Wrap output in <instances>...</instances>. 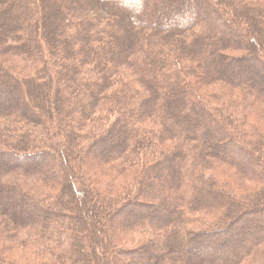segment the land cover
Masks as SVG:
<instances>
[{
    "label": "trees",
    "instance_id": "trees-1",
    "mask_svg": "<svg viewBox=\"0 0 264 264\" xmlns=\"http://www.w3.org/2000/svg\"><path fill=\"white\" fill-rule=\"evenodd\" d=\"M263 49L264 0H0V264H264Z\"/></svg>",
    "mask_w": 264,
    "mask_h": 264
},
{
    "label": "rangeland",
    "instance_id": "rangeland-1",
    "mask_svg": "<svg viewBox=\"0 0 264 264\" xmlns=\"http://www.w3.org/2000/svg\"><path fill=\"white\" fill-rule=\"evenodd\" d=\"M261 47H262V44H261ZM263 50H264V49H263ZM235 71H237V72H239V73H241V74H243V75H246V74H245V71H246V72H249L248 69H244V68H240V69L238 68V69H235ZM257 78L261 79L259 76H258ZM163 191L166 192L165 187H163ZM70 209H71V211L75 212V210H73L72 208H70ZM75 213H76V212H75ZM102 223L104 224V230H106L108 224H107L106 222H102ZM236 230L238 231V230H240V229L237 228ZM102 235H104V237H105V234H102ZM83 240L85 241L86 239L83 237ZM91 262H92V261H91ZM92 264H98V260L95 259V262H93Z\"/></svg>",
    "mask_w": 264,
    "mask_h": 264
}]
</instances>
